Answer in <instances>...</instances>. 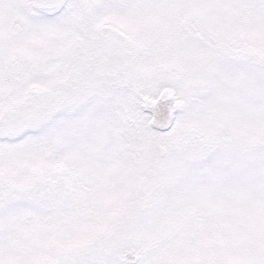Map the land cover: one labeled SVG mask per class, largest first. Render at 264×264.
I'll list each match as a JSON object with an SVG mask.
<instances>
[{
    "label": "snow or ice",
    "instance_id": "1",
    "mask_svg": "<svg viewBox=\"0 0 264 264\" xmlns=\"http://www.w3.org/2000/svg\"><path fill=\"white\" fill-rule=\"evenodd\" d=\"M0 264H264V0H0Z\"/></svg>",
    "mask_w": 264,
    "mask_h": 264
}]
</instances>
